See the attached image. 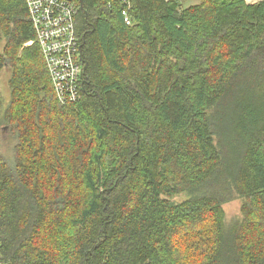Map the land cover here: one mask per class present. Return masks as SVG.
<instances>
[{"label": "trees", "instance_id": "16d2710c", "mask_svg": "<svg viewBox=\"0 0 264 264\" xmlns=\"http://www.w3.org/2000/svg\"><path fill=\"white\" fill-rule=\"evenodd\" d=\"M130 1L127 25L72 0L62 105L24 0H0V259L264 264V0Z\"/></svg>", "mask_w": 264, "mask_h": 264}, {"label": "built area", "instance_id": "2783aa9c", "mask_svg": "<svg viewBox=\"0 0 264 264\" xmlns=\"http://www.w3.org/2000/svg\"><path fill=\"white\" fill-rule=\"evenodd\" d=\"M122 5L125 24H131L130 0H115ZM28 17L38 36L44 63L58 102L66 104L80 95L83 65L81 44L76 34L77 7L71 0H24ZM0 264H3L0 259Z\"/></svg>", "mask_w": 264, "mask_h": 264}, {"label": "rangeland", "instance_id": "374dc122", "mask_svg": "<svg viewBox=\"0 0 264 264\" xmlns=\"http://www.w3.org/2000/svg\"><path fill=\"white\" fill-rule=\"evenodd\" d=\"M196 2H197L196 0H187V1H185V4L187 5V4L196 3ZM1 89H2V94H3L4 98H8V88L6 86V83L3 81H2ZM11 144H12V140L10 141V136H9L8 132H4L2 134V149L7 154H9V149H10ZM238 207H239V201L238 200H233L229 203H226L224 205V208L226 210L227 216L229 217V216H232L233 214H235L238 211Z\"/></svg>", "mask_w": 264, "mask_h": 264}, {"label": "bare ground", "instance_id": "6f19581e", "mask_svg": "<svg viewBox=\"0 0 264 264\" xmlns=\"http://www.w3.org/2000/svg\"><path fill=\"white\" fill-rule=\"evenodd\" d=\"M34 34H35V40H36L37 43H38V36H37V34H36L35 32H34ZM33 42H34V40H30V41L26 42L25 45H30V44H32ZM55 97H56L57 100L59 99V97H58L57 94H55Z\"/></svg>", "mask_w": 264, "mask_h": 264}, {"label": "water", "instance_id": "95a60500", "mask_svg": "<svg viewBox=\"0 0 264 264\" xmlns=\"http://www.w3.org/2000/svg\"><path fill=\"white\" fill-rule=\"evenodd\" d=\"M80 8L83 9V7H82V0H80Z\"/></svg>", "mask_w": 264, "mask_h": 264}, {"label": "crops", "instance_id": "0c3cea01", "mask_svg": "<svg viewBox=\"0 0 264 264\" xmlns=\"http://www.w3.org/2000/svg\"><path fill=\"white\" fill-rule=\"evenodd\" d=\"M246 1H248V2H254V1H258V0H246Z\"/></svg>", "mask_w": 264, "mask_h": 264}]
</instances>
